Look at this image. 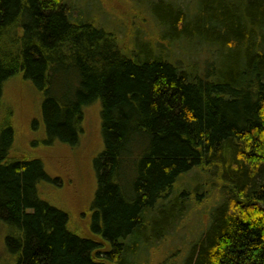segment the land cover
<instances>
[{
	"label": "trees",
	"instance_id": "obj_1",
	"mask_svg": "<svg viewBox=\"0 0 264 264\" xmlns=\"http://www.w3.org/2000/svg\"><path fill=\"white\" fill-rule=\"evenodd\" d=\"M174 4L132 47L63 0H0V220L14 231L17 264H148L151 237L183 214V193L170 198L176 182L195 168L214 175L219 196L187 264H264V0ZM179 41L202 49L183 50V61ZM14 78L39 93L48 145H76L84 107L101 101L95 207L105 229L96 220L94 231L103 241L72 230L68 212L43 197L51 177L39 156L14 154L5 105ZM172 205L166 229L146 234Z\"/></svg>",
	"mask_w": 264,
	"mask_h": 264
},
{
	"label": "rangeland",
	"instance_id": "obj_2",
	"mask_svg": "<svg viewBox=\"0 0 264 264\" xmlns=\"http://www.w3.org/2000/svg\"><path fill=\"white\" fill-rule=\"evenodd\" d=\"M174 2L183 6L185 12L190 6H194L193 0H175ZM174 2L167 0L139 2L136 0H63L68 8L73 9L76 16L83 14L85 20L89 16L98 25L120 32L121 37L124 36L122 46L125 44L132 47L138 45V41L148 38L145 34L158 33L156 25L160 27L159 21L163 20L164 16L167 17V12H176ZM200 45H195L197 48H194L186 41H179L173 45L175 56L186 61L183 50L193 52L201 48ZM141 46H143L142 42L139 47ZM168 53H171V50ZM219 57L217 53V62ZM5 105L9 109V117L12 115L11 122L13 121L16 129L14 154L39 156L51 177V181L44 182L41 186L43 197L54 206L68 212L72 230L83 237L103 241L102 235L94 231L96 220H99L97 227L105 229L103 214L95 207L98 191L95 159L105 147L101 101H95L84 107L82 130L76 145L58 141L51 145L44 143L45 132L39 121L41 97L28 82L16 78L7 82ZM37 119L38 122L35 124L34 121ZM214 183L216 178L213 174L198 168L183 175L176 182L175 193L173 192L170 198L183 193L181 196L184 198L180 203L183 214L178 217L176 224L169 229L166 236L151 237L148 246L144 249L147 252L146 257H141L142 263L187 264L192 250L198 247L199 241L206 235L209 225L208 212L217 204L219 190L213 191L211 190L213 187H210ZM210 192H212L211 196H206ZM163 211L160 216L153 219V225L147 228L146 234H160L166 229V218L174 211V206ZM13 232L11 226L0 220V264H17V256L7 244V238ZM175 253L181 255H176L174 258Z\"/></svg>",
	"mask_w": 264,
	"mask_h": 264
}]
</instances>
